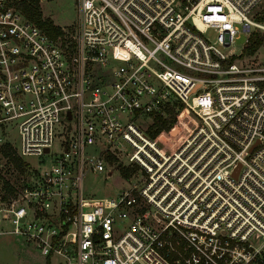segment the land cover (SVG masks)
<instances>
[{
  "label": "built area",
  "instance_id": "obj_1",
  "mask_svg": "<svg viewBox=\"0 0 264 264\" xmlns=\"http://www.w3.org/2000/svg\"><path fill=\"white\" fill-rule=\"evenodd\" d=\"M16 1L0 0V147L50 160L0 187V229L45 264H264V66L232 47L264 31V0H75L52 32ZM122 167L115 193L83 194L86 172Z\"/></svg>",
  "mask_w": 264,
  "mask_h": 264
},
{
  "label": "rangeland",
  "instance_id": "obj_2",
  "mask_svg": "<svg viewBox=\"0 0 264 264\" xmlns=\"http://www.w3.org/2000/svg\"><path fill=\"white\" fill-rule=\"evenodd\" d=\"M38 7L41 16L50 18L53 24L57 26L70 25L75 19V0H38ZM261 18L264 22V9ZM259 34L262 38L261 45L253 54L246 55V58L258 61L264 66V31H260ZM206 36L211 40L214 38L211 32H207ZM244 41L245 35L241 34L234 40L232 45L233 51L239 53ZM181 131L185 133V127L183 128L182 126ZM3 135L12 142H16L17 137L14 131H7ZM15 154L17 155L16 152ZM21 159L25 163L22 165V171H20L0 150V184L3 180H7L14 185L15 189L19 188L22 183L34 173L32 164L39 170H42L49 165L50 160V158H48L44 164H38L37 159L34 157H27V160ZM121 169H124V167ZM121 169L120 171L114 170L107 178H105L104 173L101 172H86L82 178L83 194L85 196H103L115 193L119 189L120 184H123L118 178V173L120 172L121 174ZM46 261V257L38 254L31 246L17 239L15 234L11 231V225L8 222L2 223L0 229V264H45ZM57 262L58 258L56 257H51L49 259V264H58Z\"/></svg>",
  "mask_w": 264,
  "mask_h": 264
},
{
  "label": "trees",
  "instance_id": "obj_3",
  "mask_svg": "<svg viewBox=\"0 0 264 264\" xmlns=\"http://www.w3.org/2000/svg\"><path fill=\"white\" fill-rule=\"evenodd\" d=\"M15 5L22 11V13L30 20L35 22L41 28L47 30L48 32H52L57 30V25L53 24L52 20L48 17H42L39 7L38 0H18L15 2ZM262 43V38L258 31L251 32L247 43L242 47L241 54L243 55H251L253 54L258 47ZM167 116L161 117L160 115L155 116V124H154V132H157L160 129L170 127L174 121L175 116L172 109L167 110ZM0 150L2 153L7 156L10 161L20 170L22 171V165L25 164L20 157L15 154L13 147L4 143L1 145ZM113 159V158H112ZM111 160V158H110ZM121 174L123 176L129 175L128 169H121ZM1 189L4 193V196H8L9 194L14 193L15 187L11 182L7 180H3L0 184Z\"/></svg>",
  "mask_w": 264,
  "mask_h": 264
}]
</instances>
